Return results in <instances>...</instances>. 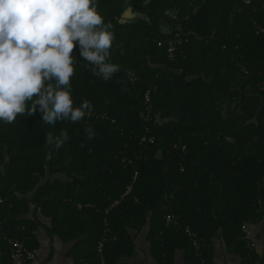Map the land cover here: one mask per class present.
Wrapping results in <instances>:
<instances>
[{
	"label": "trees",
	"instance_id": "1",
	"mask_svg": "<svg viewBox=\"0 0 264 264\" xmlns=\"http://www.w3.org/2000/svg\"><path fill=\"white\" fill-rule=\"evenodd\" d=\"M99 10L121 71L102 81L73 49V96L92 103L91 115L0 123V264H13L10 239L41 259V226L76 241L75 264H129L132 231L146 227L160 264L179 251L187 264H217V237L241 264H259L247 224L264 219V0H99ZM62 129L69 141L47 145ZM169 212L198 238L167 224Z\"/></svg>",
	"mask_w": 264,
	"mask_h": 264
},
{
	"label": "clouds",
	"instance_id": "2",
	"mask_svg": "<svg viewBox=\"0 0 264 264\" xmlns=\"http://www.w3.org/2000/svg\"><path fill=\"white\" fill-rule=\"evenodd\" d=\"M176 11L165 9L164 15L174 19ZM167 27L161 24V30ZM115 40L99 0H0V123L37 111L45 125L85 120L93 105L88 99L75 102L72 78L80 60L73 49L78 46L92 76L107 82L121 71L111 58ZM127 77L135 82L132 70ZM84 131L88 141L97 135L91 124ZM69 139L62 129L58 135L49 133L45 142L59 150Z\"/></svg>",
	"mask_w": 264,
	"mask_h": 264
},
{
	"label": "crops",
	"instance_id": "3",
	"mask_svg": "<svg viewBox=\"0 0 264 264\" xmlns=\"http://www.w3.org/2000/svg\"><path fill=\"white\" fill-rule=\"evenodd\" d=\"M44 224H49L50 219L39 215ZM148 228H143L140 232L133 230L132 236L135 239V249L132 255L123 257V261L129 264H160L153 256L148 241ZM39 246L38 253L44 264H75L74 256L71 252L76 241H63L55 237L51 238L45 226L36 230ZM247 235L251 242L255 244V249L260 255L261 262L264 264V219L257 223L247 224ZM215 260L217 264H241L238 255L231 253L222 238L214 240ZM182 252H177L174 264H187Z\"/></svg>",
	"mask_w": 264,
	"mask_h": 264
},
{
	"label": "built area",
	"instance_id": "4",
	"mask_svg": "<svg viewBox=\"0 0 264 264\" xmlns=\"http://www.w3.org/2000/svg\"><path fill=\"white\" fill-rule=\"evenodd\" d=\"M171 48L173 49L174 47H171ZM130 191H131V187H128V190H127V192H125V195ZM119 202H120V200H115L113 203L110 204L108 209H112ZM165 220H166L167 224H174L178 227H181V226L185 227V226L181 225V223L179 221V217L176 216L174 213H171V212L167 213L165 215ZM0 225H1V223H0ZM185 231L193 239L196 240L198 238L197 233L194 231H191L188 226L185 227ZM247 237H248V235H247ZM105 241H106V238L103 237L102 240L100 241L99 245H98V251L100 253H102V251H103V246H104ZM10 243H11V258H12L13 264H43L42 260L38 257V255L35 252L27 250L23 241L18 240V239H10ZM249 245H250V247L255 246V244L251 241H249ZM197 248H198V246H197Z\"/></svg>",
	"mask_w": 264,
	"mask_h": 264
}]
</instances>
